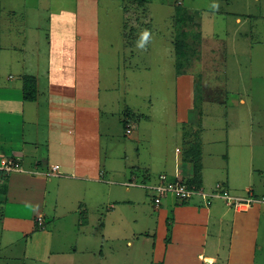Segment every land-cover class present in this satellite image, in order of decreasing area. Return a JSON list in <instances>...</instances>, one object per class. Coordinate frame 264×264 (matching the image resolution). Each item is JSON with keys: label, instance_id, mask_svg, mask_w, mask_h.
<instances>
[{"label": "rangeland", "instance_id": "374dc122", "mask_svg": "<svg viewBox=\"0 0 264 264\" xmlns=\"http://www.w3.org/2000/svg\"><path fill=\"white\" fill-rule=\"evenodd\" d=\"M51 1L37 0V5L43 11L50 7L58 12L62 5L74 9L80 35L82 22L78 6L88 5L84 17L90 16V39L84 43L78 40L76 46L79 92L81 87L84 93L85 89L90 91L86 100L99 120L97 134L101 141L102 168L120 169L116 170V177L106 178L118 182L115 188L122 195L126 194L125 187L133 189V194L135 192L145 202L138 206L146 210L142 214L138 206H133V217L139 222L133 225L126 219L130 228L132 225L131 233L124 219L118 221L128 206L117 204L113 197L117 195L112 191L108 199L91 202L87 198V206L84 202L81 204L86 210V224L78 227L80 214L71 209L75 208L77 198H62L56 204L48 185L42 226L35 227L33 222L15 223L0 215V264H151L152 233L143 238L138 233L144 228L140 226L141 218L143 225L150 224L154 192L120 182L139 184L138 175L145 171L151 175L170 174L179 156L178 148L184 152L188 142L216 134L222 138L227 134L228 139L231 128L238 126L240 119L248 118L253 122L249 131L257 135L258 126L264 124V0H147L142 5L137 0ZM29 2L27 0L26 8L33 6ZM46 13L29 15V18L43 24ZM178 15L183 19L176 21ZM235 16L240 17V23L235 21ZM145 30L150 38L144 48H139L138 42ZM179 39L185 44L180 47L183 53H178ZM1 48L7 58L15 55L8 53V46ZM34 65L30 70L34 71ZM179 72L193 73L194 102L202 109L201 120L197 122L205 126L200 130V126L194 124L183 137L174 115ZM34 74L36 76L37 72ZM28 79L33 81L31 76ZM214 86L213 95L217 98L213 102L216 103H204L203 100L211 97L208 91ZM239 96L246 103L242 110L237 100ZM127 127L128 133L125 132ZM214 147L203 143L201 156L203 172L211 179L221 175L217 169L213 170L209 157ZM263 166L255 154L251 165L252 182L259 181L262 173L258 171ZM130 172L136 174V179L130 178ZM10 176L14 173L10 172L7 180ZM217 183L222 189L221 183ZM18 188L17 181L11 178L5 196L25 199L26 188L22 187L23 191ZM253 193L257 197L261 195ZM1 194L2 191L0 200ZM35 198L41 200L42 197L36 193ZM1 204L0 201V214ZM98 220L104 222L101 224L105 227L103 238L98 234L103 233L96 226ZM57 236L62 239L60 244ZM253 250V264H264L263 213Z\"/></svg>", "mask_w": 264, "mask_h": 264}, {"label": "crops", "instance_id": "0c3cea01", "mask_svg": "<svg viewBox=\"0 0 264 264\" xmlns=\"http://www.w3.org/2000/svg\"><path fill=\"white\" fill-rule=\"evenodd\" d=\"M29 1L33 6L26 8L27 0H0V160L14 157L22 167L4 173L7 176L13 172L14 176L8 180L4 177L0 215L15 223L33 222L35 227L42 226L45 218V193L49 185L56 204L62 198H77L75 208L71 209L80 214L78 227L86 224V210L81 204L84 202L87 206V198L91 202L108 199L112 191L117 195L113 196L117 204L128 206L125 213L119 215L118 221L124 219L126 224V219H130L133 225L138 224V219L133 217V206L144 205L145 202L135 192L133 194V189L129 187L124 188L126 194L122 195L115 188L118 182L106 178L116 177L115 172L120 169L102 168L101 141L97 134L99 120L86 100L88 95L90 97V91L85 89L84 93L81 87L79 92L76 46L78 40L84 43L90 39V16L84 17L89 10L88 5L78 6V16L82 22L80 35L74 9L62 5L58 12L50 7L43 11L37 5V0ZM41 12H47L43 24L29 18V15L40 16ZM234 19L237 23L241 22L239 16ZM3 46H8V53L15 55L7 58L1 48ZM45 60L46 63H43ZM33 63L34 71L30 70ZM40 69L42 72L38 73ZM34 72H37L36 76ZM25 75L34 78L35 93L32 99L24 98ZM177 76L180 85L176 92L177 109L174 115L183 137L194 124L200 126V130L205 126L197 122L201 120L202 109L194 102L193 73L179 72ZM215 90V86L210 88L208 93L211 97L203 100L204 103H216L213 102L217 98L214 96ZM237 100L242 110L246 106L244 98L239 96ZM239 124L231 128L228 139L227 134H224L225 138L216 134L213 135L215 137L211 135L188 142L184 152L178 148L179 156L172 174L158 172L151 175L145 171L138 175L139 184H154L159 180L158 175L164 173L171 180L194 185L209 193L217 191L216 183L220 182L222 189L233 194L243 195L253 190L264 195V168L258 171L262 173L259 181H251V165L255 154L264 165V124L258 126L257 135L254 136L249 131L253 122L247 118L245 121L240 119ZM229 140L231 147H228ZM205 142L215 146L209 157L212 159L213 170L217 169L216 172L221 175L214 179L205 176L203 172L201 156ZM52 165H57V168L52 170ZM136 177V174L130 172V178ZM219 177L223 180H219ZM11 178L17 181L19 190L26 188L25 199L5 196ZM41 180H44L43 184ZM120 184L154 192L144 186L125 184V181ZM36 193L41 195V200L35 198ZM153 196L154 193L150 224L146 227L141 218L140 226L144 228L138 233L142 238L152 233L151 264H219L220 261L223 264L254 263L255 236L261 214H264V203L238 210L229 207L220 196L208 198L205 195H193L180 199L169 192L157 204L153 202ZM58 203L62 204L61 201ZM138 207L142 214L145 213L146 207ZM112 208L115 209V206ZM36 215H41V224L37 223ZM101 224L104 222L98 220L96 226L103 231H97L100 238H103L105 227ZM126 226L132 233V225L131 228L128 224ZM56 238L60 244L62 239L60 236Z\"/></svg>", "mask_w": 264, "mask_h": 264}, {"label": "built area", "instance_id": "2783aa9c", "mask_svg": "<svg viewBox=\"0 0 264 264\" xmlns=\"http://www.w3.org/2000/svg\"><path fill=\"white\" fill-rule=\"evenodd\" d=\"M125 131L128 133L130 129L127 127ZM52 170L57 168V165H52ZM15 169H22L17 158L14 157H5L0 160V170L4 172H9ZM51 174L52 172H48ZM158 182L154 184H135L132 181H128L125 184L139 185L146 188L154 190L153 202L157 204L161 197L166 193H174L178 198H188L193 195H205L209 197H218L220 196L224 199L227 205L233 209L243 210L248 208L251 205L264 203V195L260 197L255 196L252 191H248L243 195H237L229 192L228 190L219 189V184H216L215 192H205L200 188H196L194 185H187L183 182L174 181L167 177L166 174L160 173L158 175ZM208 201V200H206ZM36 221L38 224L42 223L41 215H36Z\"/></svg>", "mask_w": 264, "mask_h": 264}, {"label": "trees", "instance_id": "16d2710c", "mask_svg": "<svg viewBox=\"0 0 264 264\" xmlns=\"http://www.w3.org/2000/svg\"><path fill=\"white\" fill-rule=\"evenodd\" d=\"M147 0H137V3L139 4V5H142V4H144L145 2H146ZM178 9H179V7H178ZM187 15V13H185V16ZM188 17H190V14H188ZM191 18V17H190ZM175 19H176V21H179L180 19H183V17L182 16H180V15H178V16H176L175 17ZM178 43H179V46L177 45V49H178V53H183V50L180 48L181 46L183 47V45H185L184 44V41H182L181 39H179V41H178ZM182 51V52H181ZM178 55H180V54H178ZM180 71V70H179ZM27 76V78L26 77H24V84H23V89H24V91H23V93H24V98L25 99H32L33 97H34V93H35V88H34V86H33V81H34V78H33V81H31L30 79H28V76H30V75H26ZM5 172L3 171V170H0V185H2V186H0V191H2V188L4 189V177L6 176V174H4ZM7 173V172H6ZM189 183H192V181L191 182H189Z\"/></svg>", "mask_w": 264, "mask_h": 264}, {"label": "clouds", "instance_id": "9594fccd", "mask_svg": "<svg viewBox=\"0 0 264 264\" xmlns=\"http://www.w3.org/2000/svg\"><path fill=\"white\" fill-rule=\"evenodd\" d=\"M149 38H150V33L147 30H145L142 33L141 38H140V40L138 42V47L139 48H144L145 44L148 42Z\"/></svg>", "mask_w": 264, "mask_h": 264}]
</instances>
